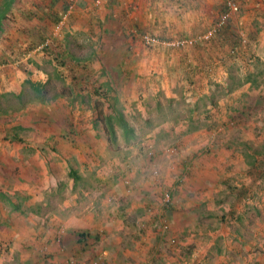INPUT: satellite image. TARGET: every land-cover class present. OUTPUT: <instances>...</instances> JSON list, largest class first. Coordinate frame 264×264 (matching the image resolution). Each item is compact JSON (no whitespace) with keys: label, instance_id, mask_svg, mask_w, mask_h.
Returning <instances> with one entry per match:
<instances>
[{"label":"rangeland","instance_id":"374dc122","mask_svg":"<svg viewBox=\"0 0 264 264\" xmlns=\"http://www.w3.org/2000/svg\"><path fill=\"white\" fill-rule=\"evenodd\" d=\"M124 1L93 0L83 13V0H73L63 25L47 27L42 39L50 46L36 51L42 54L32 79L19 90L0 89V264L49 258L45 245H62L69 216L91 222V242L136 244L145 235L154 243L156 236L169 251L189 236H172L169 218L165 228L160 221L164 208L167 215L183 208L174 202L180 194L198 197L193 216L203 215V224L211 221L208 211H230L234 195L250 198L245 216L220 217V225L246 219L253 227L255 215L264 222V0H232L238 10L204 41L194 38L227 9L226 0H203L212 4L213 21L203 18L188 36L168 37L129 26ZM170 1L175 18L184 0ZM136 11L129 7V14ZM130 43L162 54L145 61L159 63L156 73L148 63L151 73L162 66L171 73L157 74V86L137 88L136 76L125 78ZM198 49L209 57L192 68L181 55ZM115 108L131 132L115 119ZM165 192L172 208L163 206ZM108 227L116 229L111 234ZM240 235L254 241L252 231ZM218 236L221 245L230 239Z\"/></svg>","mask_w":264,"mask_h":264},{"label":"crops","instance_id":"0c3cea01","mask_svg":"<svg viewBox=\"0 0 264 264\" xmlns=\"http://www.w3.org/2000/svg\"><path fill=\"white\" fill-rule=\"evenodd\" d=\"M92 1L83 0V3H80L84 6V9L82 8L83 13L90 9V5L93 4ZM69 2H73V0H0V89L19 90L26 79H32L33 72H37L34 63L38 62V57L42 54V52L34 51L35 47L41 41L40 39L44 37L47 27L57 24L55 19L61 17L66 3L69 4ZM124 2L127 7L125 5L123 10L124 14H127V24L129 26L133 25L141 31L152 34L159 33L166 37L174 35L175 32H179L182 36H188L189 33H192L191 28L201 23L203 18L208 20V22L213 21L212 17H209L212 13V4L208 1L184 0L183 4L177 9L178 12L175 14V18H171L172 13L168 9L176 8L177 4L170 0H125ZM129 7L137 11L129 14ZM204 24V28H209L210 25H206L207 22H204ZM132 45L133 43H130L126 49L127 56H130L133 61L130 63L132 67L125 71V78L136 76L137 81L134 80L133 83L137 85V88H150L153 84L157 86L162 82L161 80L159 81L157 74L165 73L166 75L171 73L168 71L170 66L164 68L161 65L162 68L155 74L156 64L159 65V63L148 62L150 65H155L152 67L155 73H151V66L145 61L155 57L157 53H159V56L162 54L149 48H133ZM208 57L209 55L200 49L192 53L188 51L181 55L184 62L190 63L191 61L193 64L191 65L192 68H195L196 64L200 65L201 59H207ZM137 58L141 59L143 67L141 65L135 67L136 63H134V60ZM168 64L170 65V62ZM150 76H152L151 80ZM153 78H156V81ZM122 83L124 84V81ZM189 135L192 136L193 134ZM193 183L196 184L197 181ZM258 183L259 181L255 182L253 190L258 188ZM179 196L177 197L179 201L178 199L176 201L172 200L181 207L183 206L181 210L172 211V214L167 215L164 212L166 208H164V214H160L165 215L171 221L170 232L172 236H174L173 233L175 235L186 233L189 236L184 240L177 241L176 246L173 248L169 247V251L165 250V245L156 236H154V243L149 242L144 235L145 237L141 236L136 244L116 239L108 242L106 240L91 242L89 236L85 239H82L78 234L73 236L70 232L74 228L91 234V222L81 217L69 216L64 220L67 227L63 231L65 239L62 245L57 243H54V245L46 244L45 247L52 251V255L50 254L49 258L45 260L38 258L31 262L32 264H264V251H260L263 248L262 242H264L263 239L261 240L264 232V222L261 221V217L259 218V216L255 215L253 227L247 224L246 219H244L245 225L243 223L233 227L225 224L220 225V222L216 221V219L224 218L228 215H233V219L235 216L238 222L241 219L243 220L246 213L245 203H249V197L242 199V196L234 195L227 207V210L230 211H226V213L218 211L222 214L219 216L215 211H208L206 215L211 221L203 224L200 221L203 215H199V217L198 215L193 216V212L196 209L191 204L198 203V197L186 194H180ZM253 196L255 199L260 197V195ZM185 212L189 213L190 219L183 217L187 214ZM118 216H122V214ZM149 217H146L148 218L146 220H150ZM150 218L152 219L153 217ZM212 220L216 223H213ZM116 223L118 224L119 220ZM115 229L108 227L107 231L112 234ZM146 230L143 228V233ZM250 231L254 232V241L251 242L248 239L247 242L241 237L240 233L244 232L250 236ZM197 234L206 235L211 240L202 244L200 238L195 237ZM221 234L230 237L229 241L226 239L222 241V245L218 240V235ZM100 235L102 234L100 233ZM118 236L122 237L121 235ZM119 237L115 238L118 239Z\"/></svg>","mask_w":264,"mask_h":264},{"label":"built area","instance_id":"2783aa9c","mask_svg":"<svg viewBox=\"0 0 264 264\" xmlns=\"http://www.w3.org/2000/svg\"><path fill=\"white\" fill-rule=\"evenodd\" d=\"M101 1L102 0H94V5L100 4ZM226 6H227V9L221 13L218 19L204 32L197 34L194 38L195 40L204 41V40H208L211 37H213L224 26L225 22L228 20V18H230L231 14L235 13L238 10V5L236 4V2L232 0H226ZM73 9H74V3L69 4L67 10L62 14L59 22L57 23V26L63 25V23L67 20L70 13L73 11ZM185 42H187V39H182L177 42H169V43L171 45H179ZM49 44H50V39L47 37L46 39H44L43 42H41L35 47L34 51L44 50V48L47 47ZM171 199L172 198L170 194L168 192H165L162 195V199H161L163 206L165 207V206H168L169 204H172ZM160 221L162 222V226L164 228L168 226V219L165 215L161 214ZM170 241L173 243L174 239H171Z\"/></svg>","mask_w":264,"mask_h":264},{"label":"trees","instance_id":"16d2710c","mask_svg":"<svg viewBox=\"0 0 264 264\" xmlns=\"http://www.w3.org/2000/svg\"><path fill=\"white\" fill-rule=\"evenodd\" d=\"M72 1V0H71ZM72 2H69V4H71ZM68 3H66V5H65V9H63V12L64 11H66V9H67V7H68V5H69ZM62 12V13H63ZM59 18L60 17H57L56 19H55V22H57V21H59ZM44 41V39H42V42ZM40 44V43H39ZM49 46L50 45H48L47 47H45L44 49L45 50H48V48H49ZM54 56H56V54L54 55ZM53 56V57H54ZM114 111V117H115V119L118 121V123L119 124H121L122 125V127H123V129L126 131V132H131V129L128 127V123H127V121H126V119L124 118V116H123V114L121 113V111L120 110H118V109H114L113 110ZM109 127H110V130H111V132L113 133V127H112V125L109 123ZM13 140H19L20 141V139H13ZM69 175L71 176V177H73L74 179H77L78 178V175H77V173L75 172V170L74 169H72V168H70L69 169ZM168 208H172V204H169L168 206H167ZM78 235H80V237L82 238V239H85V238H87V236H89V233L88 232H86V231H79L78 232Z\"/></svg>","mask_w":264,"mask_h":264}]
</instances>
